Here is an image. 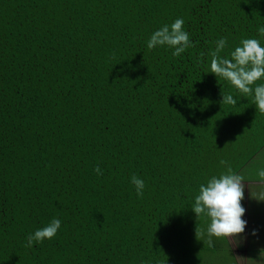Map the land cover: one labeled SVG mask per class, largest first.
I'll return each instance as SVG.
<instances>
[{
	"label": "trees",
	"instance_id": "trees-1",
	"mask_svg": "<svg viewBox=\"0 0 264 264\" xmlns=\"http://www.w3.org/2000/svg\"><path fill=\"white\" fill-rule=\"evenodd\" d=\"M176 18L194 46L179 57L148 49ZM259 26L264 0H0V264L258 259L264 201H241L245 232L213 247L195 238L191 206L226 170L221 159L238 173L264 148L252 97L208 72L209 56L200 62L219 38L226 55ZM221 90L236 105H222ZM53 218L57 235L25 247Z\"/></svg>",
	"mask_w": 264,
	"mask_h": 264
},
{
	"label": "clouds",
	"instance_id": "clouds-1",
	"mask_svg": "<svg viewBox=\"0 0 264 264\" xmlns=\"http://www.w3.org/2000/svg\"><path fill=\"white\" fill-rule=\"evenodd\" d=\"M183 18H176L170 25L165 24L155 30L147 42L148 49L158 46H168L174 49L173 56L179 57L188 48L194 46L190 34L184 29ZM258 37L244 38L230 53L222 55L227 46V38H219L216 41L214 50L208 53H201V63L205 55L210 57L209 71L218 79L227 81L242 96L252 97L256 110L264 114V45L259 37H264V26H259ZM222 105H236L237 100L231 93H224L221 90ZM221 165H227L226 170L219 175H212L199 186L197 195L191 206L196 214L197 225L195 238L203 241L204 245L213 247L215 238H239L245 232L247 221L242 219L246 209L241 201L244 198V178L234 172L231 165L224 159L220 160ZM98 176L103 175L99 165L94 169ZM264 179V169L258 172ZM130 182L136 190L138 197H143L145 181L133 174ZM252 197L258 201H264V193ZM207 217L206 228H201L200 218ZM61 220L53 218L46 225L37 228L29 233L25 239V247H32L35 243H43L45 239H53L61 228ZM255 235V230L253 232ZM239 243V240H238ZM259 258H264V248L260 249Z\"/></svg>",
	"mask_w": 264,
	"mask_h": 264
},
{
	"label": "rangeland",
	"instance_id": "rangeland-1",
	"mask_svg": "<svg viewBox=\"0 0 264 264\" xmlns=\"http://www.w3.org/2000/svg\"><path fill=\"white\" fill-rule=\"evenodd\" d=\"M251 143L248 141L246 143V147L250 146ZM239 157V156H238ZM237 157V159H238ZM263 157H264V151H263ZM264 169V160H261L260 158H251L247 162H245L241 168L238 170L239 172L237 174L241 175L244 178V184H245V189H244V198L242 199L246 202V200L250 197H252L251 193L253 196H259L261 193H264V179H262L259 175L258 172ZM249 182H259V185L256 186H250ZM246 193H249L246 195ZM258 227V225H256ZM263 229V228H262ZM257 238H253L251 243L255 245V241ZM237 243V242H235ZM235 251H237L236 246L234 247ZM249 249L246 251L248 252ZM257 256L259 254H256ZM264 262V258H258L256 260H253L249 264H262Z\"/></svg>",
	"mask_w": 264,
	"mask_h": 264
},
{
	"label": "crops",
	"instance_id": "crops-1",
	"mask_svg": "<svg viewBox=\"0 0 264 264\" xmlns=\"http://www.w3.org/2000/svg\"><path fill=\"white\" fill-rule=\"evenodd\" d=\"M263 151H264V148L261 149V152L258 154L259 155L258 158H260L261 160H264ZM251 184H253V183L249 182V185H251ZM262 264H264V262Z\"/></svg>",
	"mask_w": 264,
	"mask_h": 264
}]
</instances>
